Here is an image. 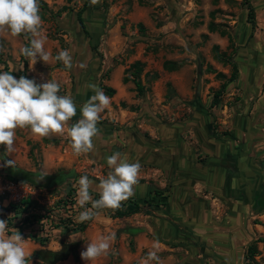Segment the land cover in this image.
Here are the masks:
<instances>
[{"label": "rangeland", "instance_id": "rangeland-1", "mask_svg": "<svg viewBox=\"0 0 264 264\" xmlns=\"http://www.w3.org/2000/svg\"><path fill=\"white\" fill-rule=\"evenodd\" d=\"M85 1L39 0L48 64L29 67L20 54L27 37L0 33V71L59 83L58 94L77 106L70 124L95 94L90 85L110 98L90 153L75 156L66 135L37 138L28 128L17 129L11 155L0 145V219L26 239L29 264H48L39 252L64 247L67 257L54 264H87L80 255L87 243L113 232L108 255L91 264H144L153 250L159 260L148 264H264V0H89L82 27ZM61 50L70 52L71 68L56 59ZM231 61L237 78L212 107L225 80L217 73L227 79ZM116 152L140 163L132 196L145 206L122 217L100 209L83 231L65 228L61 218L77 221L84 210L79 178L93 181L99 199L107 157ZM10 159L55 177L46 186L8 181L2 165ZM155 188L168 195L167 206L148 205L157 203ZM24 198L35 208L6 209ZM31 211L48 217L26 219ZM251 243L256 253L245 259Z\"/></svg>", "mask_w": 264, "mask_h": 264}, {"label": "clouds", "instance_id": "clouds-1", "mask_svg": "<svg viewBox=\"0 0 264 264\" xmlns=\"http://www.w3.org/2000/svg\"><path fill=\"white\" fill-rule=\"evenodd\" d=\"M92 4L98 0H91ZM43 21L39 15V0H0V33H10L16 37L30 34V45L20 48V54L32 67L37 59L48 64L50 54L45 50L46 36ZM66 68L72 66V56L68 50H61L57 57ZM23 69V65L20 68ZM15 70V69H14ZM13 70V71H14ZM95 94L83 104L80 118L69 122L77 115V106L71 96L59 95L60 84L54 80L37 84L33 79L20 76L15 78L10 72L0 71V145L8 155L14 152L17 129H30L37 138L50 135L67 136L75 156L94 150V139L99 135L97 124L100 114L110 105V98L102 89L90 85ZM3 159V158H0ZM111 171L98 185L99 199H93L90 188L93 181L87 175L78 180L77 204L81 209L77 222L90 220L98 209H117L121 203L134 194L141 165L129 162L126 156L116 152L107 157ZM4 167H15L13 159L4 160ZM43 178V177H41ZM91 207L87 208L86 205ZM83 239L82 236L76 237ZM73 240V241H74ZM115 233L100 236L88 242L81 258L91 264L108 255ZM25 241L17 229L9 230L7 220L0 219V264H29L31 253L26 250ZM157 250L148 253L144 264L158 261Z\"/></svg>", "mask_w": 264, "mask_h": 264}, {"label": "trees", "instance_id": "trees-1", "mask_svg": "<svg viewBox=\"0 0 264 264\" xmlns=\"http://www.w3.org/2000/svg\"><path fill=\"white\" fill-rule=\"evenodd\" d=\"M88 1L89 0H86L84 2L83 7L77 12V20L82 25V27H84V24H83L81 14H82V11L86 8ZM21 35L27 37L28 39L27 45H29L30 40H31L29 34H21ZM230 63L232 65V70H231L230 76L227 79L225 78V75L223 73L221 72L217 73L218 77H222L225 80L220 85L219 89L213 92V96H212L211 103H210V106L212 107L217 105L220 102V97L222 95V92L225 90L227 84L234 81L237 78V65L233 61H231ZM4 69L7 70V67L4 66ZM10 73L15 74L14 72H10ZM15 75L17 76V74ZM18 76L19 77L24 76V72H19ZM128 79L129 78L127 77L124 78L125 81H127ZM133 81L135 83L137 92L141 94L144 91V86L136 79ZM105 89H106V93L109 95L114 93V89L111 87H106ZM2 172L4 173V177L8 181H11L14 183H17V182L28 183L34 186H46L55 177L54 175H48V174H44L41 172H33V171L25 170L19 167H3ZM151 197L152 199L157 200L156 201L157 203H153V204L148 203V202H151V199L148 200L147 202L148 205L152 207L155 206L156 208H162V207L167 206L168 204V195L163 194V189H159V188L153 189ZM153 201L154 200H152V202ZM143 206L145 205L144 204L141 205L138 201H136L133 198V196H131L127 200L123 201L121 203V206L115 210L107 209V208H103V209H107L108 212L112 213V216L114 217H122V216H128V215L140 212ZM30 208L31 209L35 208L33 201L30 198H24L20 200L19 203H10L6 209L12 211L14 214H19L20 212L22 211L25 212L29 210ZM98 210H95V211H98ZM150 211L151 210L147 211L146 214H150ZM30 217L32 218L38 217V219H40L42 217H48V216H45V213L41 215L40 212L33 213V211H31L27 213L26 219H29ZM90 220H87L82 223H78L73 218L65 217V218H61L59 220L60 221L59 223L62 224L67 229H71L73 231H83ZM262 240L263 238L256 239V241H262ZM255 253H256L255 243L249 244L246 254H245V259H248V258L253 259V256ZM39 255H40V258L43 259L46 263L54 264L55 262L59 260L65 259L68 255V251H67V248L64 247L60 250H43L39 252Z\"/></svg>", "mask_w": 264, "mask_h": 264}, {"label": "crops", "instance_id": "crops-1", "mask_svg": "<svg viewBox=\"0 0 264 264\" xmlns=\"http://www.w3.org/2000/svg\"><path fill=\"white\" fill-rule=\"evenodd\" d=\"M201 184L202 183H198L197 186H200ZM222 250H223V252L230 251V250L233 251L231 246L230 247H227V248H223ZM235 261H237V259H235Z\"/></svg>", "mask_w": 264, "mask_h": 264}]
</instances>
